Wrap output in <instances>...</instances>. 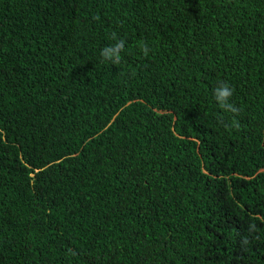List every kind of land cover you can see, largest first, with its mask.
I'll return each instance as SVG.
<instances>
[{
  "label": "trees",
  "instance_id": "trees-1",
  "mask_svg": "<svg viewBox=\"0 0 264 264\" xmlns=\"http://www.w3.org/2000/svg\"><path fill=\"white\" fill-rule=\"evenodd\" d=\"M258 43L264 0H0V264H264Z\"/></svg>",
  "mask_w": 264,
  "mask_h": 264
},
{
  "label": "clouds",
  "instance_id": "clouds-1",
  "mask_svg": "<svg viewBox=\"0 0 264 264\" xmlns=\"http://www.w3.org/2000/svg\"><path fill=\"white\" fill-rule=\"evenodd\" d=\"M96 19H99V17H96ZM240 34V32H239ZM240 36V35H239ZM110 38L114 43L110 45L104 46L100 50V57L102 61H110L111 64L119 65L121 63V53L125 49L126 41L123 38H120L117 36L115 32L111 33ZM257 48L262 49L264 48L263 43H258ZM140 51L144 56H147L149 54V47L147 44H141L140 45ZM246 58L242 54L240 58L237 61V66L240 65L243 60ZM47 85V81H44L43 88ZM15 88H9V91H14ZM234 89L233 87L227 82V81H221L218 82L217 86L212 90V96L214 101L216 102L218 108L221 110V115L217 117L218 121L222 123V126L225 128H239V123L235 121L233 118L231 123H225L224 122V115L225 114H231L233 117L235 115L239 114V109L231 102V97L233 96ZM132 101V98H126L121 106L117 108L111 115V119L114 118V116L119 112L120 109H122L125 105L129 104ZM43 118V117H42ZM51 126L47 125L46 129L50 128ZM65 157V155H63ZM59 157L49 161L48 163L44 164L45 166L51 164L53 161H58ZM255 229L254 224L249 225V231L252 232ZM249 243V238L247 236L243 237L240 241L241 246H246Z\"/></svg>",
  "mask_w": 264,
  "mask_h": 264
}]
</instances>
